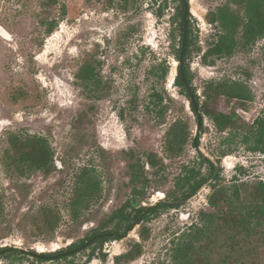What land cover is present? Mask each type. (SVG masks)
I'll return each mask as SVG.
<instances>
[{
	"label": "rangeland",
	"instance_id": "obj_1",
	"mask_svg": "<svg viewBox=\"0 0 264 264\" xmlns=\"http://www.w3.org/2000/svg\"><path fill=\"white\" fill-rule=\"evenodd\" d=\"M42 1L0 0V248L15 245L48 255L41 261L22 255L13 264H174L173 247L193 222L201 223L199 213L209 206L215 189L237 183L243 193H249V187L240 185L243 181L264 180V153L239 142L233 152L222 155L220 148L226 144L222 146L221 140L230 131L220 134L204 115L200 150L219 165V177L178 206L160 210L126 233L121 231L119 238L108 239L101 248L96 243L89 259L95 246L80 247L83 241L132 198L131 163L143 165L148 180L137 207L167 199L184 164L195 165L203 175L210 172L193 144L196 116L174 82L178 71L175 17L180 1L58 0L47 10ZM227 2L195 0L201 18L188 16L193 44L187 62L201 103L208 82H246L252 99L244 106L235 99L225 104L240 115L239 123L245 126L239 133H245L258 116L264 117V36L239 46L232 55H211L205 64L203 54L221 32L210 17ZM63 5L67 13L62 17ZM44 17L58 20L51 34L41 23ZM90 59L103 79L96 93L77 77ZM186 121L193 135L180 156H167L166 132L175 122ZM14 133L45 137L58 167L48 174L15 172L7 157L8 138ZM149 152L156 153L163 168L147 162ZM227 156L231 158L225 161ZM84 167L95 171L102 189L73 219L70 198ZM158 191L162 196H155ZM44 207L59 217L54 230ZM106 228H115V222ZM144 228L147 238L141 235ZM223 242L196 254L208 252L217 261L228 251ZM136 244L141 245L140 255L124 258ZM55 251L63 253L52 256ZM12 260L0 255V264ZM256 263L264 264V248Z\"/></svg>",
	"mask_w": 264,
	"mask_h": 264
},
{
	"label": "trees",
	"instance_id": "obj_2",
	"mask_svg": "<svg viewBox=\"0 0 264 264\" xmlns=\"http://www.w3.org/2000/svg\"><path fill=\"white\" fill-rule=\"evenodd\" d=\"M179 1L180 5L175 17L178 31V45L176 48L178 59L184 35V5L186 0ZM228 1L226 4L220 6L210 17L212 22H218L221 32L217 39L204 52L203 62L205 64H208L207 58L211 55H232L239 46H249L256 42L259 37L264 36V0ZM57 3L58 0H43L41 4L43 9L47 10ZM231 4H236L239 8L233 9ZM66 13V6L63 5L60 15L63 17ZM41 23L46 27V34H51L57 27L58 20L56 18L49 19L44 17L41 19ZM192 33V27L188 19V36L184 53V74L194 90L197 103L203 115L208 116L213 121L217 132L220 134L230 131L229 135L222 137L221 145H226L220 148V153L222 155L230 154L233 152V146H236L239 142L245 144L250 150L264 153V117L258 116L249 125L245 133H239V128H244L245 123H239L241 120L240 115L236 111H229L225 105L230 100L235 99L244 106L245 102L252 99V92L245 81L227 79L208 82L203 92L204 101L200 102V97L192 84L193 75L187 62L188 55L192 50ZM238 33H241L240 39L237 38ZM77 77L89 90H93L95 93L102 88L103 79L97 71V66L91 59L85 61L81 66ZM174 82L180 88V92L187 97L197 122L195 105L190 99L179 66ZM223 105L225 106L224 108L221 107ZM204 128L203 116L197 134L199 141ZM192 135L193 128L188 121L172 124L166 132L165 138V152L167 156H180ZM8 143L10 148L7 150V157H11L10 164L19 175H27L36 170H42L45 174H48L51 172L53 166L58 167L54 163V150L43 136L14 133L9 136ZM198 152L203 161L209 165V174L203 175L201 169L196 168L195 165L184 164L181 175L175 181V190L167 193V199L160 200L153 205L137 207V198H142L146 194L144 189L148 184V180L146 177H143L144 166L141 164L136 166L134 163H131V181L134 183L132 198L127 199L124 204L109 215L107 221L99 225L98 229L87 238L88 240L93 237L86 247L95 246L96 243H100L99 248H101L103 243L108 239L119 238L121 231L126 233L130 228L139 223L142 213H144L145 223L152 215L158 214L160 210L179 205L178 203H170L169 200H186L195 195L216 169L215 162L209 156L200 149ZM147 162L154 167L163 161L157 159L156 153L149 152L147 153ZM163 167L162 163L158 166L159 169ZM240 168L242 170V167ZM218 177L219 175L217 174L216 179ZM138 184H141V187H137ZM240 185L249 187V193H243L237 183L229 187L222 186L214 190L209 198V206L199 213L201 223H197L198 219L196 222H193L190 225L189 231L184 233L173 247L174 264H257L259 251L261 248H264V180L253 183L243 181ZM101 189V181L95 171L84 167L76 178L74 193L70 198L69 205L73 219L79 218L82 210L87 208L90 202L100 195ZM224 206L226 207L224 208ZM44 211L47 215L50 229L54 230L58 225L59 217L48 207H44ZM114 222L115 228H106L108 223ZM147 234L148 231L144 228L141 232L142 237L147 238ZM222 239H224L222 246H226L228 251L219 260L214 261V259H210L208 252H204L203 256H197L198 249L206 248L213 250ZM87 240H84L83 243ZM72 246L73 244L70 245V247ZM96 248L95 246L90 252L89 259L95 254ZM140 252L141 245L136 244L132 251L124 255V258L132 259L134 256L140 255ZM62 253L61 251L57 253L55 251L51 254L55 256ZM30 254L40 261L45 256H48L15 245L0 248V255L11 257L13 259L12 264L16 262L19 256Z\"/></svg>",
	"mask_w": 264,
	"mask_h": 264
},
{
	"label": "water",
	"instance_id": "obj_3",
	"mask_svg": "<svg viewBox=\"0 0 264 264\" xmlns=\"http://www.w3.org/2000/svg\"><path fill=\"white\" fill-rule=\"evenodd\" d=\"M184 7H185L184 35H183V39H182L181 53H180V56H179V59H178V66H179L180 72H181V74H182V76H183V78L185 80V83H186V86H187V89H188V92H189V95H190V99L194 103L195 109H196V112H197L196 131H195L194 138H193V144H194V146L197 149H201L197 134H198V131H199V128H200V124H201V121H202L204 115L201 112L200 107H199V105L197 103L194 90H193L191 84L186 79L185 74H184V53H185L186 40H187V36H188V16H189V12L192 13V7L190 6L189 1H187V0L185 1ZM174 79H175V77H174ZM215 166H216L215 172L208 179V181L205 182V184L203 186L209 185V183L212 182L215 179V177H216V175L218 173V170H219V165L217 163H215ZM187 200L188 199H186V200H174V201H169V202L170 203H174V204H176V203L181 204V203H183L184 201H187ZM143 221H144V213L141 214L140 219H139V223H142ZM124 236H128V235L125 234ZM91 240H92V238L89 239L87 242H85L80 247H84V246L88 245V243Z\"/></svg>",
	"mask_w": 264,
	"mask_h": 264
},
{
	"label": "bare ground",
	"instance_id": "obj_4",
	"mask_svg": "<svg viewBox=\"0 0 264 264\" xmlns=\"http://www.w3.org/2000/svg\"><path fill=\"white\" fill-rule=\"evenodd\" d=\"M191 3H192V13L194 14V15H196L197 17H199V18H201V15H200V13H199V11L197 10V8L195 7V0H191ZM229 158H231V156H227L226 157V159H225V161H228L229 160ZM162 192L161 191H158L157 193H156V197H160V196H162Z\"/></svg>",
	"mask_w": 264,
	"mask_h": 264
},
{
	"label": "flooded vegetation",
	"instance_id": "obj_5",
	"mask_svg": "<svg viewBox=\"0 0 264 264\" xmlns=\"http://www.w3.org/2000/svg\"><path fill=\"white\" fill-rule=\"evenodd\" d=\"M188 1V0H187ZM190 3V2H189ZM191 6V5H190ZM190 13V12H189ZM169 201H174V200H169ZM130 229H132V228H130ZM118 234V233H117ZM91 239V238H90ZM89 240V239H88Z\"/></svg>",
	"mask_w": 264,
	"mask_h": 264
}]
</instances>
